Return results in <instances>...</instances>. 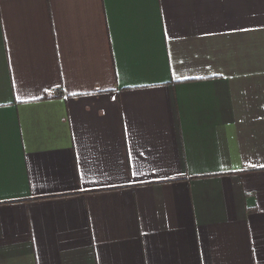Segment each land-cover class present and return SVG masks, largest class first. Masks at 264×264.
Masks as SVG:
<instances>
[{"label":"crops","instance_id":"0c3cea01","mask_svg":"<svg viewBox=\"0 0 264 264\" xmlns=\"http://www.w3.org/2000/svg\"><path fill=\"white\" fill-rule=\"evenodd\" d=\"M0 264H264V0H0Z\"/></svg>","mask_w":264,"mask_h":264}]
</instances>
